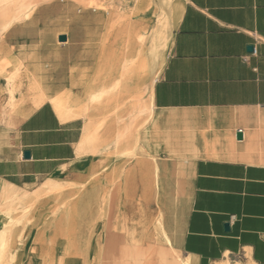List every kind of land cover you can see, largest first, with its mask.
I'll return each mask as SVG.
<instances>
[{"label": "crops", "instance_id": "1", "mask_svg": "<svg viewBox=\"0 0 264 264\" xmlns=\"http://www.w3.org/2000/svg\"><path fill=\"white\" fill-rule=\"evenodd\" d=\"M179 14L137 158L104 147L110 123L100 147L87 137V264H264V0H184ZM37 24L0 28V181L20 192L84 160L81 118L12 95L1 66Z\"/></svg>", "mask_w": 264, "mask_h": 264}, {"label": "rangeland", "instance_id": "2", "mask_svg": "<svg viewBox=\"0 0 264 264\" xmlns=\"http://www.w3.org/2000/svg\"><path fill=\"white\" fill-rule=\"evenodd\" d=\"M169 2L174 35L184 0ZM155 4L149 0H0L3 33L18 23L38 21L33 34L1 62L11 70V94L21 89L22 99L27 96L35 103L38 97L36 104L42 97L46 102L59 98L61 110L53 107L59 117L81 118L86 126L80 145L84 160L76 175L50 177L21 192L20 187L0 181V264H87V137L88 146L100 147V128L110 123L104 147H133L121 157L137 158L154 116L152 86L173 39L163 43L161 57L149 61L139 78L129 71L138 49L131 31L153 24ZM61 35L67 36L66 42L59 41ZM115 153L108 156L111 161L120 156Z\"/></svg>", "mask_w": 264, "mask_h": 264}, {"label": "bare ground", "instance_id": "3", "mask_svg": "<svg viewBox=\"0 0 264 264\" xmlns=\"http://www.w3.org/2000/svg\"><path fill=\"white\" fill-rule=\"evenodd\" d=\"M169 1L171 0H149V3L151 4L156 3L155 4L156 7L155 9H153V14H152L153 24L149 25L148 23L144 26V28L143 27H140L139 29L135 28L134 30L131 31L133 41L136 44L138 49L134 56L133 63L131 64V66H129V71H132L136 78L140 77L141 72L145 69L149 61H153L161 57V47L163 43L166 40H169V38L174 36L172 35V32H171L173 23L172 22L170 23V19H169L171 15V8H170ZM176 18H177V21H179V18H180L179 13L176 16ZM45 102H46V98L42 97L40 101L36 104V106L39 107ZM50 103L56 110L58 111L61 110V100L59 98L50 99ZM183 185H184V182H183Z\"/></svg>", "mask_w": 264, "mask_h": 264}, {"label": "water", "instance_id": "4", "mask_svg": "<svg viewBox=\"0 0 264 264\" xmlns=\"http://www.w3.org/2000/svg\"><path fill=\"white\" fill-rule=\"evenodd\" d=\"M59 41L60 42H66L67 41V36L66 35H61L59 37ZM249 50H253V47H249ZM238 137H239V139H241L242 135L239 134ZM24 156H25V159H30V153L29 152H25ZM226 228L229 229V224L226 225Z\"/></svg>", "mask_w": 264, "mask_h": 264}]
</instances>
